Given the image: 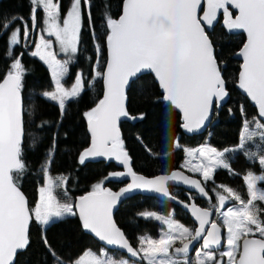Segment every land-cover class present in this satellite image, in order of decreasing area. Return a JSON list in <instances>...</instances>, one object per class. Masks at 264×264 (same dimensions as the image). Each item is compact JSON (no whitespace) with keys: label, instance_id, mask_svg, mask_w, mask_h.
<instances>
[{"label":"snow or ice","instance_id":"obj_1","mask_svg":"<svg viewBox=\"0 0 264 264\" xmlns=\"http://www.w3.org/2000/svg\"><path fill=\"white\" fill-rule=\"evenodd\" d=\"M83 2L90 5V0ZM30 4L33 5V27L36 26L37 9L42 7L46 17L45 31L55 36L63 52L76 53L82 23V0H70L68 10L63 14L60 0H30ZM230 8L238 14L233 17ZM220 10L229 30H243L247 34L246 42L238 53L243 60L238 85L255 102L259 118L264 119V0H122V11L118 18L107 11L104 13L107 60L103 72L94 70V78L104 82V93L95 107L84 113L91 144L80 153L79 161L83 163L89 157H114L126 172L110 173L105 180L130 175L132 183L113 192L103 187L104 182L101 181L73 203H60L57 200L54 194V189L60 186L57 181L63 183L67 178L49 175L50 160L42 169L44 184L39 189L40 198L34 208L29 207L14 179V172L19 176L25 169L22 159L24 118L21 94L25 69L20 56L13 59L0 79V264H14L18 250L26 249L29 245L30 221L34 219L40 225H48L53 218L74 215V209L79 210L84 229L147 264H225L224 257L227 258L226 264H264V208L256 205V201H264V190L257 187L258 181H264V174L257 176L249 172L244 176L249 196L247 201L233 189L220 186L226 194L217 192L218 206L207 209L195 203L188 206L198 222L194 229L175 221L171 215L165 218L154 213L142 214L166 224L167 231L162 233L159 240L141 237L138 249L131 246L111 218L112 206L132 189H149L168 197V184L175 181L188 185L201 196H207L203 182L213 180V174L219 168L231 171L225 159L226 153L245 150L247 143L256 137L260 138L261 151H264V123L257 117L251 120L245 117L240 142L233 149L218 151L208 145L184 149L188 157L184 167L201 174L203 182L182 171L145 179L132 170L128 153L123 149L117 122L121 117L129 116L125 107V86L130 77L142 70L154 73L163 91V101L182 113L181 127L189 131L199 129L209 118L212 105L224 101L228 95L226 82L214 55L213 43L205 30L206 26L213 25L217 20ZM17 19L23 20L15 16L11 20L4 18L2 27L9 28ZM88 19L91 24L90 10ZM21 33L24 38L28 37L29 27L26 23L23 27L17 26L10 34L5 33L10 56L11 46L21 42ZM49 47L51 41L42 36L40 43L36 44L37 51L32 55L39 56L52 69L55 90L45 91L41 95L58 102L63 114L66 101L80 95L85 82L82 74L78 73L71 89H66L61 77L68 72L69 60H57L55 53L46 51ZM101 51L102 48L97 45V53ZM241 111L243 113V107ZM172 146L180 147L178 142ZM197 153L199 162L193 163ZM164 155L167 156L168 152L165 151ZM245 155L255 157L257 154L245 151ZM259 163L264 167V155L259 156ZM232 200L238 204L223 211L226 202ZM213 213L222 224L210 219ZM209 224L210 227H206ZM222 228L227 230V249L219 252L223 240ZM177 240L181 241L182 246L175 247ZM201 240L203 243L197 249L195 261L174 258L176 254H188L190 246ZM43 242L55 264H63L51 249L46 236ZM104 256L103 250L99 256L89 250L72 264H128L126 260Z\"/></svg>","mask_w":264,"mask_h":264},{"label":"trees","instance_id":"obj_2","mask_svg":"<svg viewBox=\"0 0 264 264\" xmlns=\"http://www.w3.org/2000/svg\"><path fill=\"white\" fill-rule=\"evenodd\" d=\"M60 3L61 10L65 11L70 0H60ZM32 7L30 0H0V79L16 56L21 57L25 69L21 92L24 107L22 159L25 169L19 176L14 172V179L28 198L30 208L35 206L39 189L44 184L42 169L49 160V175L53 178H67L63 183L57 181L60 186L54 190L61 202H73L75 198L90 192L92 186L101 181L104 182L103 187L111 191L116 190L124 181L119 177L105 180V177L113 172H121L119 166L114 162L90 161L87 158L81 163L79 156L90 144L84 113L95 107L103 94L102 79L94 78V70L103 72L107 60L104 13L107 11L114 18H118L122 0H90L88 12L89 10L91 12V24L83 4V23L76 59L69 65L65 82L71 84L79 72L83 76L85 88L80 95L66 101L63 114L58 102L41 95L52 90L53 82L47 66L31 53L35 44V32L29 33L24 45L18 44L12 48L11 56L8 54V36L5 33L12 27H22L24 21L31 31ZM42 12V8L39 7L36 17ZM13 16L22 17L23 20L17 19L9 28L4 29L2 27L4 18L11 20ZM208 36L215 48L214 55L218 64H225L222 76L229 93L228 101L219 111L214 112L212 122L204 132L185 135L181 130L182 119L179 113L163 101V92L152 76L150 74L137 76L127 91V111L136 117V120L120 123L123 149L128 153L133 171L152 176L181 168L186 157L185 148L206 144L218 151L225 148L233 149L240 142L245 117L249 120L253 117L258 118L255 106L235 87L240 63L233 59L232 55L244 43V34L239 30L228 33L216 27ZM97 45L102 48L99 54ZM229 109L232 111L229 112ZM176 142L179 143V148L172 146ZM261 143L260 138L256 137L247 143L245 150L226 153L225 159L230 164L231 171L223 168L215 170L213 180L206 182L209 199L214 200L217 192L222 193L220 186H224L233 189L247 201L248 190L243 178L249 172L257 174L264 169L259 163V156L264 155ZM165 151L168 152L167 156L164 155ZM245 151L257 155L249 157L245 155ZM258 185L264 187V183ZM171 192L186 201L206 203L194 194L179 188H171ZM256 205L264 208V201H256ZM171 211L173 212L171 218L175 221L194 226L180 207L143 195H135L124 200L115 212L114 218L126 238L137 248L141 237L158 238L162 229L160 221L146 218L142 214L150 212L165 217L170 216ZM44 236L63 264H71L88 249L102 247L84 230L75 215L54 220L46 226L33 219L29 227L30 243L17 255L14 264H55L43 242Z\"/></svg>","mask_w":264,"mask_h":264},{"label":"water","instance_id":"obj_3","mask_svg":"<svg viewBox=\"0 0 264 264\" xmlns=\"http://www.w3.org/2000/svg\"><path fill=\"white\" fill-rule=\"evenodd\" d=\"M121 11H122V7H121ZM220 12H222V10H220ZM121 14V13H120ZM201 15H203V12L201 11V13H200ZM238 14V12H236V14L235 15H237ZM119 17V16H118ZM217 18H218V16H217ZM217 21V20H216ZM216 21L213 23V25H211V26H206V28H205V30H206V33L208 34L209 33V31H211L212 30V27L215 25V23H216ZM227 31L228 32H231V31H233V30H229V29H227ZM240 32H242L243 34H244V36H245V41L244 42H246V39H247V34L243 31V30H239ZM244 44V43H243ZM243 47V45L232 55V57L234 58V59H236V60H238L239 62H240V65L243 63V60H242V57H240L239 55H238V53H239V51H240V49ZM213 48H214V46H213ZM214 53H215V48H214ZM106 64V63H105ZM219 65V64H218ZM105 67V66H104ZM219 67H220V70H221V74H222V68H224L225 67V64H221V65H219ZM104 70V69H103ZM239 71H240V69H239ZM142 74H150L151 76H152V78L154 79V81L157 83V85L159 86V84H158V81L156 80V78H155V75H154V73H152L150 70H142L140 73H137L134 77H130L129 78V83L125 86V96H126V99H125V107H126V110H127V91H128V89H129V87H130V85H131V82L137 77V76H139V75H142ZM238 74H239V72H238ZM102 83H103V93H104V82H103V80H102ZM235 87H236V89L241 93V94H245L246 96H247V94L242 90V89H240L239 88V85H238V76H237V82H236V85H235ZM161 89V88H160ZM161 91H162V89H161ZM226 91H227V93H228V90H227V88H226ZM163 92V91H162ZM22 94V93H21ZM102 97H103V94H102ZM101 97V98H102ZM228 98H229V93H228V95L224 98V101L221 103V104H219V105H216L215 103L212 105V107H211V109H210V115H209V118L208 119H206L205 120V122H204V124L203 125H201V127L199 128V129H194V130H192V131H189V130H187V129H184L183 127H181V130H182V133L183 134H185V135H195V134H199V133H201V132H204L207 128H208V126L211 124V122H212V116H213V114H214V112L215 111H219L220 110V108L228 101ZM247 98H248V100L250 101V103L253 105V106H255V108H256V110H257V116H258V107L256 106V104H255V102L254 101H252L251 100V98L250 97H248L247 96ZM22 101H23V97H22ZM174 110H176L178 113H179V115H180V117H181V119H182V113L178 110V109H174ZM23 118H24V107H23ZM133 118H135V119H133ZM258 119H260V121L261 122H263L264 123V119H261V118H259V116H258ZM134 120H136V117H134V116H131L130 114H129V116L128 117H121L119 120H118V127H119V129H120V123L122 122V121H134ZM182 123H183V120H182ZM87 130H88V133H89V135H90V131H89V128H88V123H87ZM120 137H121V132H120ZM24 138V137H23ZM90 144H91V135H90ZM90 144H89V146H90ZM88 146V147H89ZM125 151V150H124ZM87 160H90V161H106V162H114L117 166H119L120 168H121V172H126V169L123 167V165L119 162V161H117L114 157H112V158H109V157H89V158H87ZM129 160H130V158H129ZM130 166H131V162H130ZM173 171H182L185 175H188V176H190L191 178H193V179H197V180H201L199 177H197V176H195V175H192V174H189V173H187L185 170H183L182 168H178V169H175V170H173ZM135 172V171H134ZM172 172V171H171ZM171 172H168V173H159V174H156V175H152V176H148V175H144V174H142V173H139V172H135L138 176H143L145 179H153V178H155L156 176H159V175H163V174H170ZM121 179L124 181V184H122L118 189H116V190H113V192H118V191H120V189H122V188H126L130 183H132V177L130 176V175H125V176H121ZM202 181V180H201ZM168 187H169V192H170V196H168V197H166V196H164V195H162V194H160V193H157V192H155V191H152V190H149V189H143V188H137V189H132V190H130L129 192H127V193H125V194H123L118 200H117V202H116V204H114L113 206H112V210H111V218H112V221L115 223V225L123 232V230L117 225V223H116V221H115V218H114V215H115V212L117 211V209L119 208V206L121 205V203L124 201V200H126V199H128V198H130V197H133V196H135V195H143V196H152V197H155V198H157V199H159V200H162V201H166V202H169V203H171V204H173V205H175V206H178V207H180L188 216H189V218H190V220L193 222V224L195 225V227H197L198 226V222L197 221H195V218H194V216L192 215V213H191V208L190 207H188V206H190L191 204H193V203H195V205L196 206H198V207H200V208H203V209H207V207H204V206H201L200 204H198L197 202H195V201H186V200H183V199H181V198H179V197H177V196H175V195H173L172 194V192H171V188H179V189H182V190H184L185 192H187V193H191V194H195V195H197V197L198 198H203V197H205V196H201L199 193H198V191H196V190H194V189H192V188H190L188 185H184L183 183H179V182H175V181H171V182H169V184H168ZM21 190V189H20ZM22 191V190H21ZM207 191V190H206ZM24 194V193H23ZM87 194V193H86ZM86 194H83V195H81V196H84V195H86ZM24 196H25V198H26V200H27V202H28V198L26 197V195L24 194ZM81 196H79V197H81ZM79 197H77V198H75L74 199V201L73 202H76L77 200H78V198ZM174 197V198H173ZM181 202H183V203H181ZM28 205H29V202H28ZM217 205H218V201H217ZM226 206H228V202H226V204H225V207ZM29 207H30V205H29ZM224 207V208H225ZM74 212H75V216L78 218V220H79V222H80V224H81V226H82V221L80 220V217H79V210L78 209H74ZM210 219H212L213 220V215L210 217ZM30 223H31V221H30ZM29 227H30V224H29ZM83 227V226H82ZM206 227H210V224L209 225H206ZM87 233H89L96 241H98L100 244H101V246L102 247H104V248H106V249H108V250H112V251H118V252H121V253H123V254H125L126 256H128V257H132L130 254H128L127 252H126V250H123V249H121V248H119L118 246H115V245H108L105 241H101L94 233H92L90 230H87V229H84ZM124 233V232H123ZM222 234H223V240H222V245L224 244V229L222 228ZM125 235V234H124ZM126 237V236H125ZM127 239V238H126ZM128 240V239H127ZM129 241V240H128ZM129 243L131 244V242L129 241ZM203 243V241L201 240V241H199V242H194V245L193 246H190V252L188 253V254H179V255H182V256H188V255H191L193 252H194V250H195V248L200 244H202ZM222 245L220 246V247H222ZM131 246L132 247H134L135 248V246H133L132 244H131ZM180 246H182L181 244L179 245V246H177V247H180ZM25 249H23V250H18V253H17V255L20 253V252H22V251H24ZM17 255L14 257V263H15V260H16V257H17Z\"/></svg>","mask_w":264,"mask_h":264},{"label":"rangeland","instance_id":"obj_4","mask_svg":"<svg viewBox=\"0 0 264 264\" xmlns=\"http://www.w3.org/2000/svg\"><path fill=\"white\" fill-rule=\"evenodd\" d=\"M83 4H84V2H83V0H82V23H83ZM68 7H69V5H68ZM68 7H67V9L65 10V11H62V14L64 13V12H66L67 10H68ZM84 7H85V10H86V12H88V7H89V5H85L84 4ZM42 8V7H41ZM42 11H43V9H42ZM42 14V15H41ZM40 14V16L38 17L37 16V22H36V29L34 30V28L35 27H33V22H32V28H31V31L29 30V33H32V34H34V32H35V44H34V47H33V50H32V52L31 53H33V52H35V51H37V49H36V44H39L40 43V40H41V37L43 36V38L45 39V40H48V41H51V47H49L46 51H49V52H53V53H55V55H56V59L57 60H59V61H61V62H63V61H65V60H69V62H68V64H67V68H68V72H69V65L71 64V62H73L75 59H76V54H77V52L76 53H65V52H63L62 50H61V46L59 45V43L56 41V38H55V36L54 35H49V33L47 32V31H45V28H46V24H45V19H46V17H45V13H44V11L42 12ZM38 21H39V25H38ZM26 22L24 21L23 22V25L25 24ZM82 23H81V28H82ZM27 24V23H26ZM23 27V26H22ZM16 27H12V28H10L9 29V34H10V32L12 31V30H14ZM81 32V31H80ZM79 37H80V33H79ZM27 39H28V37L27 38H24L23 36H22V33H21V42L19 43V44H21V46L22 45H24L25 43H26V41H27ZM78 42H79V38H78ZM18 45V44H17ZM16 45H12L11 46V48H14ZM8 48H9V46H8ZM77 48H78V43H77ZM36 58H38L39 60H41L40 59V57L39 56H35ZM69 57H71V59H69ZM46 66H47V68L49 69V72H50V75H51V79H52V82H53V88H52V90L51 91H54L55 90V83H54V80H53V77H52V69H50L49 68V66L43 61V60H41ZM68 72L63 76V77H61V83L63 84V86L66 88V89H71V87H72V85H73V83H74V81H75V79H76V76H77V74L79 73H77L76 74V76H75V78H74V80L72 81V83L71 84H67L66 82H65V78L67 77V75H68ZM261 123H263V122H261ZM206 144H204V145H200V146H198V147H195V148H189V149H197V148H199V147H201V146H205ZM188 159V157L186 156L185 158H184V160H183V162H182V164H181V168L183 169V170H185L187 173H189V174H192V175H195V176H197V177H199L201 180H202V182H203V177H202V175L201 174H198V173H193V172H190L189 170H188V168L187 167H184V165H185V161ZM199 162V154L197 153V159H195V160H193V163H198ZM255 175H257V176H259V175H261V174H264V169H262V171L260 172V173H254ZM118 178V177H117ZM119 178H121V176L119 177ZM204 184H206V182H203ZM259 183H264V181H258L257 182V187L259 188V189H261V190H264V187H260L258 184ZM43 186V185H42ZM41 188V187H40ZM55 190V189H54ZM221 192H222V190H221ZM55 194V193H54ZM220 194H226V193H220ZM195 195V194H194ZM195 196H197V195H195ZM39 198H40V193L38 192V198H37V201H36V203H35V205L37 204V202L39 201ZM201 198V197H200ZM217 198V197H216ZM58 200V199H57ZM201 200H204V201H206V203H207V207L209 208V207H211V206H218L217 205V201H215V202H211L210 200H209V197L208 196H205V197H203V198H201ZM59 201V200H58ZM60 203H73V202H61V201H59ZM233 204H238V202L237 201H235V200H232L231 201V203H228V206H226L225 208H223L222 210L223 211H227V208L228 207H232L233 206ZM35 207V206H34ZM33 207V208H34ZM75 213V212H74ZM145 213H150V212H145ZM144 213V214H145ZM72 214H67V215H65V216H71ZM75 215V214H74ZM65 216H63V217H65ZM63 217H60V218H63ZM169 217V215H166L165 216V218H168ZM60 218H53L52 219V221H54V220H58V219H60ZM213 220H217L219 223H221L222 224V221L219 219V217H217L216 215H215V213H213ZM51 221V222H52ZM184 225V224H183ZM43 226H46V225H43ZM185 227H188V228H190V229H194V226L193 227H191V226H189V225H184ZM162 229H161V231L159 232V237L158 238H153V240H159L160 239V237H161V235H162V233L163 232H166L167 231V225L166 224H162V227H161ZM224 229V244H223V247L221 248V249H219V252H223V251H225L226 249H227V241H226V237H227V230H226V228H223ZM147 238H151V237H147ZM152 239V238H151ZM181 244V241H179V240H177L176 241V243H175V247H177V246H179ZM140 247V244L137 246V249ZM201 246H199L197 249H199ZM197 249L193 252V254H192V256H191V258H188V259H190V260H192V261H195V258H196V254H197ZM89 250H91V252L92 253H94V254H96L97 256H99L100 254H101V250H103L104 251V254H105V256H104V258H108V257H112L114 260H126V261H128V264H147V262L146 261H140V258L139 257H128V256H126L125 254H123V253H121V252H118V251H116V252H112V250H108V249H106V248H104V247H99V248H95V249H88V250H86L85 252H87V251H89ZM170 251H174V250H170ZM85 252L81 255V256H83L84 254H85ZM80 256V257H81ZM80 257H78L77 259H75L73 262H75V261H77ZM174 258H177V257H175L174 256ZM223 260H224V262H225V264H226V261H227V258L226 257H224L223 258ZM72 264V263H71Z\"/></svg>","mask_w":264,"mask_h":264},{"label":"flooded vegetation","instance_id":"obj_5","mask_svg":"<svg viewBox=\"0 0 264 264\" xmlns=\"http://www.w3.org/2000/svg\"><path fill=\"white\" fill-rule=\"evenodd\" d=\"M230 11H232L233 12V17L235 16V14H236V10H234V9H231L230 8ZM216 27H218V28H220V29H224L226 32H228L227 31V27L225 26V24H224V16H223V12H219L218 13V18H217V21H216V23H215V25L212 27V30L211 31H209V33L210 32H212L213 31V29L214 28H216ZM234 31V30H233ZM232 32V31H231ZM228 33H230V32H228ZM245 41V40H244ZM243 45V44H242ZM241 45V46H242ZM234 59V58H233ZM236 60V59H235ZM238 61V60H237ZM239 62V61H238ZM240 63V62H239ZM240 66V65H239ZM239 69H240V67H239ZM207 190V189H206ZM208 193V192H207ZM201 199V198H200ZM211 202L213 201V202H215V201H217V198H215L214 200H211V199H209ZM199 204V203H198ZM201 206H203L204 205V207H207V203H203V204H200ZM208 208V207H207ZM171 214H173V212L171 211V213H170V215ZM194 225V224H193ZM194 228H195V225H194ZM199 246H201L200 244L195 248V250L199 247ZM222 247H223V245H222ZM222 247H220L219 249H221ZM194 250V251H195ZM193 254V253H192ZM192 254L191 255H188V256H182V255H179V254H176L175 255V257H177V258H180V259H184V258H191V256H192Z\"/></svg>","mask_w":264,"mask_h":264}]
</instances>
